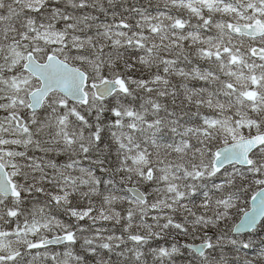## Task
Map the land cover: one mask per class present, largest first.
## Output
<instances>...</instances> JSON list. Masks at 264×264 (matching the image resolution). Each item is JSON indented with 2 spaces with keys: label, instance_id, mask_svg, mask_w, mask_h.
Instances as JSON below:
<instances>
[{
  "label": "snow or ice",
  "instance_id": "snow-or-ice-1",
  "mask_svg": "<svg viewBox=\"0 0 264 264\" xmlns=\"http://www.w3.org/2000/svg\"><path fill=\"white\" fill-rule=\"evenodd\" d=\"M0 264H264V0H0Z\"/></svg>",
  "mask_w": 264,
  "mask_h": 264
}]
</instances>
